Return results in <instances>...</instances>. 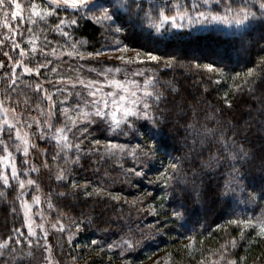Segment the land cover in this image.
Segmentation results:
<instances>
[{
    "label": "trees",
    "instance_id": "obj_1",
    "mask_svg": "<svg viewBox=\"0 0 264 264\" xmlns=\"http://www.w3.org/2000/svg\"><path fill=\"white\" fill-rule=\"evenodd\" d=\"M3 10L0 18L6 6ZM79 18L74 31L88 51L100 47L104 35L111 36L108 26ZM14 19L19 31H26L20 25L23 19ZM6 21L0 25V46L9 51L0 52V94L18 106L24 98L35 104L41 72L15 76L11 65L18 52L10 48L24 43L20 37L8 38ZM123 23L125 43L168 61L155 68L152 90L160 99L146 100L149 119L132 117L131 123L111 128L95 116L93 122L78 124L86 130L88 148L72 157L70 176L50 184L57 211L80 227L74 242L63 240L66 257L81 263V242L86 257L81 264H129L150 252L168 256L174 264H264L260 229L244 223L264 220V23L258 20L251 30L236 35L209 30L167 36L148 25L131 29L125 18ZM44 26L42 31L51 29ZM152 118L159 131L151 138L155 152L145 158L137 151L134 159L130 150L150 140ZM109 141L124 150L110 152L115 148L106 147ZM164 161L167 168L177 164L167 183L155 174ZM81 184L88 190L77 188ZM225 185L230 191L220 195ZM0 188V264H35L36 248L16 243L28 237L19 228L23 220L17 192ZM173 210L182 217H172Z\"/></svg>",
    "mask_w": 264,
    "mask_h": 264
},
{
    "label": "rangeland",
    "instance_id": "obj_2",
    "mask_svg": "<svg viewBox=\"0 0 264 264\" xmlns=\"http://www.w3.org/2000/svg\"><path fill=\"white\" fill-rule=\"evenodd\" d=\"M159 1L153 3L142 0L144 11L150 12L152 22H149L144 12H141L139 16H134L124 9H120V14L129 23L131 29H134V27L138 28V25L140 27L148 25L150 30L162 36L173 35L179 32L204 33L209 30H220L225 35H236L251 30L259 20L257 18V20L248 23L246 26H238L235 23L228 24L224 21L194 20L193 22H189L185 19L177 21V23H183V27L177 28L171 22H168L163 27L158 28L160 17L156 11L157 6L164 7L167 5L165 12L168 15H174L177 11L181 13L188 12L189 15H192L193 10L190 5L196 3L201 11L224 15L225 12L223 10L229 4H231L233 9L237 5H247L255 11L260 3L259 0ZM17 2L24 6L23 22L20 25L21 27H27L26 31H19L15 19L12 16H7L12 9L10 0H5L4 6H6V11L4 16L0 18V25L8 20L10 29H7V32L11 33L8 38H12L13 36L12 40H15L20 37L24 43L18 45L17 48H10V51L13 52L15 50L18 52V59L11 67L14 68L13 72L15 71V76L20 77L22 75H33L39 69V72H41L40 83H36V85L39 84L41 87L39 90L36 88L39 93L36 96L35 104L24 98L23 104L18 106L3 99L0 94V129H3V131H0V145L7 146L8 150L12 152V161L19 172L18 180L12 179L9 176L8 184H5L2 176H0V186L13 187L17 192V200L20 203L23 220L19 228L26 230L28 237L24 235L18 238L16 243L21 245L22 243H28L29 240L32 241L30 245L36 248L37 263L35 262V264H81L86 258L83 257L85 254L82 252L83 246L81 242L77 243L79 244L77 246L79 251L78 256L83 258H81V263L80 261L69 260L62 246L64 238L68 243L76 240L75 238L78 237L80 227L76 226L75 220L57 211L52 200L53 195L51 194L50 184L52 185L56 180L62 179L59 177L65 176V174L70 176L74 164L72 157L77 156L88 148L86 143H84V137L87 135H83L86 130L83 131L80 128L85 122L95 117V113L92 112L91 107L87 104L90 99L89 93L92 91L87 86L98 83L100 91L97 93L96 99H99L105 92L111 94L113 91H118V89H114L108 83L109 81L116 80L125 83L128 92H122L121 95H126L127 101L121 102L119 101V97H116V99L118 103H127L128 106H131L133 100L132 93H136L135 99H143L142 93L137 91V87H142L143 80L148 77L155 79L158 76L155 68L159 64H166L168 61L163 60L161 56L153 52L150 53L160 57V60L150 61L146 55L149 52L134 48L125 43L122 38L123 31L116 32L115 30L121 26L119 22L117 24H112L111 22L99 23L102 27L108 26L110 28L111 36L106 37L104 35L102 38L104 43L94 51H88L86 45L84 44V46L80 41L81 38L74 31L77 25L71 26L66 24L61 30H57L58 16L59 18L71 17L77 20L80 17L79 19L83 18V20L96 22L92 18L93 13L99 15V12L97 9L91 8V5L87 9H72L68 7L65 10L63 4H53L52 0H17ZM33 2L42 11H55L57 14L51 16L33 15L29 10V5ZM93 2L103 3V0H93ZM127 5L135 8L134 0H126ZM3 12V8H0V15ZM43 25L51 29L42 31ZM64 32H69L70 36H64ZM33 49L35 50L33 51ZM6 50L4 46H0V52L5 53ZM97 52L100 53L99 56L89 55V53L94 54ZM120 56L131 58L134 62L128 64L126 61L117 59ZM25 60L27 63H25ZM20 61L33 69V71L26 72L24 68L18 67L20 65L18 62ZM52 63L53 65H51ZM115 68H120L121 71H111ZM138 73H143V76L138 75ZM232 80L233 78L231 82ZM80 81H83V83H80ZM133 81L136 83L134 84ZM32 84L33 86L35 85L33 81ZM48 96L51 97V100L48 99ZM105 99L109 101V106L111 107V95L105 97ZM139 107L140 105L137 104V108ZM71 120L76 121L75 126H72ZM5 121L8 122V125H15V128L19 129L21 139H15V129L8 127ZM48 124L56 127L67 124L71 128V132L68 133V143L76 145L78 148H62V142L52 138L51 130L46 127ZM78 124L81 125L79 126ZM28 125H31V127H28ZM111 128L116 127L111 126ZM25 133H27V136H25ZM25 140L28 141L27 145H25ZM112 144L121 145L117 143ZM17 145L19 146L18 148L16 147ZM25 147L28 148L27 154L24 152ZM102 147L112 148L109 146V143H107L106 147ZM109 151H113L114 154L121 153V150L117 148ZM3 155L4 152L0 148V156ZM166 164V161H164L162 164L163 169L155 173L158 177L167 168ZM28 180L35 181V183L29 184ZM19 181H24L23 188L19 187ZM77 188L88 190L87 185L84 186L82 184L78 185ZM0 190H3V188H0ZM56 192L57 190L54 194ZM36 199L39 200V203L35 202ZM61 226H63V231L60 230ZM33 232L36 234L33 235ZM63 233L64 237L61 235ZM180 239L185 240L182 244L186 245V239L183 237ZM125 246L128 247L129 244H125ZM119 249L121 251V247ZM108 259L111 260L110 257ZM5 264L7 263L5 262ZM129 264H174V262L168 256L157 252H150L140 260L131 261Z\"/></svg>",
    "mask_w": 264,
    "mask_h": 264
},
{
    "label": "snow or ice",
    "instance_id": "obj_3",
    "mask_svg": "<svg viewBox=\"0 0 264 264\" xmlns=\"http://www.w3.org/2000/svg\"><path fill=\"white\" fill-rule=\"evenodd\" d=\"M53 4H63L65 6V10L70 7L72 9H80V8H88L89 5H91V8L97 9L99 12V15H96L93 13V19L96 20V22L99 23H104V22H111L112 24H117L118 22L120 23V27H117L115 30L116 32H121L124 30V23H123V17L120 14V9H124L126 12H129L131 15L134 16H139L141 12H144L145 17L149 19V22H152V17L150 12H145L143 8V3L142 0H134L135 3V8H133L131 5L126 6V0H103V3H94L93 0H52ZM10 4L14 6L16 9L15 11H11L10 15L13 18H23V12H22V5L17 2V0H10ZM5 5V0H0V8H3ZM191 9L193 10V14L189 15L188 12L181 13L177 11L174 15H168L165 12V8H167V5L164 7H156V11L158 13V16L160 17L159 23H158V28L163 27L165 23L171 22L175 27L180 28L183 27V23H177L178 20L183 21L187 19L189 22H193L194 20H199V21H207V20H212V21H224L228 24H233L235 23L238 26H246L248 23L253 22L259 18L260 22L264 23V0H260L259 7L253 11L251 7L245 5V6H240L237 5L235 9L232 8L231 4H229L223 11L225 12L224 15L218 14V13H212V12H205L201 11L199 9V6L196 3H192L190 5ZM29 10L31 13L35 16H43V15H56L57 13L55 11H48L44 12L41 9H39L36 5L35 2L31 3L29 5ZM58 23L56 25L57 30H61L64 25L68 24L71 26H75L78 24L77 19H73L71 17L67 18H59L57 17ZM5 24L7 25V21H5ZM10 27V25H9ZM64 36H70L69 32H64ZM35 49H33L34 51ZM79 55V53H77ZM89 55H96L99 56L100 53H89ZM147 59L150 61H159L160 57L152 55V53H147ZM117 59L121 61H126L128 64L133 63L134 61L131 58H126L123 56L117 57ZM137 59H138V54H137ZM20 66L24 68V71L26 72H32L33 69L29 68L27 65H24L22 61L18 62ZM209 70H216L214 68V65H206ZM37 73L39 72V69L36 70ZM111 71L114 72H120V68H115L112 69ZM138 75L143 76V73H138ZM80 83H83V81H80ZM114 89H118V91H113L111 94L105 92L99 99H96L97 93L100 91L98 83L88 85L87 87L91 88L92 91H90L89 96L90 99L88 100L87 104L89 107H91L92 112L95 113V116L102 121H107L110 126H115L119 127L122 123H131V118L132 117H139L143 116L145 119H149V111L151 109V105L147 102H144L145 100L151 98L153 100H159L160 97L156 94L154 90L155 87V79L153 77H148L147 79L143 80V86L137 87V91L142 93L143 99H135L136 93H132L133 100L131 102V106H128L127 103L121 104L117 102L116 97H119V101L124 102L127 101V96L126 95H121V93H127L128 88L126 87L125 83H122L120 81H109L108 82ZM135 84L136 82L133 81ZM40 85L37 84L36 88L39 90ZM111 95V107L109 106V101L105 99V97ZM48 99L51 100V97L48 96ZM55 103V102H53ZM137 104L140 105L139 108H137ZM79 107V106H77ZM67 112V110H65ZM93 122V121H89ZM70 123L72 126H75L76 121L71 120ZM152 123L154 125V128H150L148 130V135L150 137L149 141H146L143 146L140 144H137L132 148L131 154L133 158H136V153L137 151L140 152L142 156L145 158L150 157L151 155L154 154L155 149L157 145L155 144L154 140H152V137H158L159 136V131L155 128L156 126V121L154 118H152ZM5 124L12 128L15 129L16 131V136L15 139H21V134L19 129L15 128V125H8V122L5 121ZM28 127H31V125H28ZM47 129L51 130L52 133V138L56 141L62 142V148H72V147H77L76 145H72L68 143V133L71 132V128L65 124L61 127H56L52 124L46 125ZM0 131H3V129H0ZM10 134V133H9ZM25 136H27V133H25ZM28 141L25 140V145H27ZM96 143H99L98 141ZM109 146L112 148H117L121 151L124 150L125 146L121 145H113L111 141L108 142ZM17 148L19 147L18 145L16 146ZM0 148H2L4 155L0 156V176H2L3 182L5 184L9 183V176H11L12 179H17L19 177V172L16 169L15 164L12 161V152L8 150L7 146L0 145ZM25 154L28 152V148H24ZM235 159V158H234ZM237 163H239V159L236 160ZM47 166V165H45ZM177 170V164H170L168 168H165L163 172L159 174V179L163 180L165 183L168 181V177L170 175V172H175ZM134 174H139L142 175L141 172H136V169L131 170ZM235 171V170H234ZM63 178V177H59ZM29 184H34L35 181L28 180ZM19 187L23 188L24 187V181H19ZM230 191V188L228 185H225L223 190L219 193L220 195H228ZM88 194V193H86ZM90 195V194H88ZM36 203H39V200L36 199ZM155 211V209H153ZM183 213L179 210H173L171 212L172 217L180 218L182 217ZM233 223H238V221H232ZM245 224L248 226L252 227L253 229L259 228L260 231L257 233L258 237L264 238V220H261L259 222H253V221H244ZM79 227L78 225H76ZM55 227V225H53ZM31 230V229H29ZM61 231H63V226H61ZM19 231V229H17ZM243 233V230H242ZM33 235L36 233L33 232ZM46 235V233H45ZM12 239V238H9ZM7 243V242H6ZM29 244L32 243L31 240L28 241ZM93 244L96 243V241H92ZM231 247L235 248L236 247V240L233 238L230 242ZM107 247H112V245H107ZM228 264H237L236 260L229 261Z\"/></svg>",
    "mask_w": 264,
    "mask_h": 264
},
{
    "label": "flooded vegetation",
    "instance_id": "obj_4",
    "mask_svg": "<svg viewBox=\"0 0 264 264\" xmlns=\"http://www.w3.org/2000/svg\"><path fill=\"white\" fill-rule=\"evenodd\" d=\"M147 2H160V1H158V0H151V1H149V0H146ZM164 2V1H163Z\"/></svg>",
    "mask_w": 264,
    "mask_h": 264
}]
</instances>
